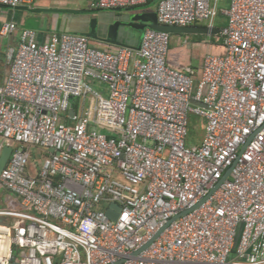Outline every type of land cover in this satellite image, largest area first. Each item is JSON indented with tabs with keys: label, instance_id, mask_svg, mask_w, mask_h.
<instances>
[{
	"label": "built area",
	"instance_id": "obj_1",
	"mask_svg": "<svg viewBox=\"0 0 264 264\" xmlns=\"http://www.w3.org/2000/svg\"><path fill=\"white\" fill-rule=\"evenodd\" d=\"M155 11L169 25L224 19L223 52L204 56L198 79L169 65L165 31L113 51L2 24L18 39L0 85V138L13 148L0 264H264V0H158ZM191 113L200 144L187 142ZM35 148L44 160L31 166Z\"/></svg>",
	"mask_w": 264,
	"mask_h": 264
},
{
	"label": "crops",
	"instance_id": "obj_2",
	"mask_svg": "<svg viewBox=\"0 0 264 264\" xmlns=\"http://www.w3.org/2000/svg\"><path fill=\"white\" fill-rule=\"evenodd\" d=\"M91 4V0H89ZM219 3H223L219 0ZM50 7H62V8H75L82 9V0H34L32 3V7L16 6L9 7L0 5V85H2L8 75L9 65L6 62V50L9 45L16 44L18 39V33H12L9 35L1 34V26L4 22L14 21L16 22L20 28L28 27L37 30L39 40H45L49 37V35L53 32H61V31H85L89 27L90 19L95 17V15L84 14L75 18H67L64 16L63 21L61 22V18L56 12H52L55 14V20L53 25L43 27L40 29L29 25V21L32 18L37 20L43 19V17L47 16L49 11H38L34 12L33 8H50ZM140 10H155V5L153 6H144L138 7ZM135 9L128 8L126 12L119 17L120 19H127L129 14ZM66 14V13H65ZM116 18V17H115ZM56 21V22H55ZM113 20L110 19L108 21H102L100 28V35L106 36L107 26L112 23ZM201 24V23H199ZM209 24V23H207ZM140 33L137 30L126 28L124 26L121 27L118 39L122 42H125L129 45H137L139 42ZM92 45L98 47L100 49L105 50H116L120 44L115 43H105L97 40L91 39ZM222 46L220 43L212 40V35L205 34H182V33H172V40L169 46L168 52V63L172 67L182 68L187 65H192L195 69L194 78L198 79L200 76L201 66L203 62V58L208 53H214L216 50L220 49ZM3 142L0 138V152L3 148ZM10 196V192L5 189L0 190V208L6 206L8 198Z\"/></svg>",
	"mask_w": 264,
	"mask_h": 264
},
{
	"label": "water",
	"instance_id": "obj_3",
	"mask_svg": "<svg viewBox=\"0 0 264 264\" xmlns=\"http://www.w3.org/2000/svg\"><path fill=\"white\" fill-rule=\"evenodd\" d=\"M5 6V5H4ZM29 7V6H26ZM31 7H29L30 9ZM116 10H121L123 8H115ZM133 10L127 19H116L112 23L108 24L106 36L100 35L101 25L99 23V19L97 17H93L90 19L89 27L85 31H75V33L83 34L88 36L92 40H97L105 43H115L124 46H131L135 48L140 47V43L143 37V34L147 28L165 31L168 33H182V34H205V35H216L220 33V28L218 26H212L210 24H192V25H169L163 24L158 21L157 12L155 10H140L137 8H133ZM91 10H100L92 8ZM34 12L38 11H49L56 13H79L80 9L75 8H62V7H50V8H33ZM124 26L126 28H131L139 31L140 38L138 44L129 45L125 42H122L118 39L121 27ZM28 28V27H25ZM32 29V28H31ZM70 113L73 114L74 111L70 110ZM13 148L9 145L3 146L0 152V171L5 167ZM50 151H53L51 148ZM228 172L222 177V179L218 182L219 185L227 176ZM112 207L120 209V207L113 203ZM107 215L111 218L116 219L118 216V212L113 211L112 209L107 210Z\"/></svg>",
	"mask_w": 264,
	"mask_h": 264
},
{
	"label": "rangeland",
	"instance_id": "obj_4",
	"mask_svg": "<svg viewBox=\"0 0 264 264\" xmlns=\"http://www.w3.org/2000/svg\"><path fill=\"white\" fill-rule=\"evenodd\" d=\"M221 2H226V0H220ZM211 3H214V0H211ZM82 5L83 8L80 9L81 11L79 13H58V15L61 18V22L63 21L64 16H66L68 19L69 18H75L84 14H90V15H95L99 19V23L102 21H108L112 19L113 21L116 19H119L125 12L126 9H121V10H116V9H100V10H91L92 7L89 3V0H82ZM154 6V5H153ZM55 14L54 13H49L47 16L43 17V19H35L32 18L29 21V25H32L34 27H37L40 29L41 26L43 27H49L53 25L54 20H55ZM116 17V18H115ZM56 22V21H55ZM208 22H201V24H207ZM101 25V24H100ZM64 31V30H63ZM221 45V44H220ZM223 48L221 47L220 49L216 50L214 53H222ZM205 132L202 129V119L197 116L194 113H191L189 116V128H188V137H187V142L189 145H194V144H200L204 138ZM153 140L148 141V145L153 146L154 145ZM44 160V155L41 154L39 149H33V155L30 160V165L33 166L36 163H42Z\"/></svg>",
	"mask_w": 264,
	"mask_h": 264
},
{
	"label": "trees",
	"instance_id": "obj_5",
	"mask_svg": "<svg viewBox=\"0 0 264 264\" xmlns=\"http://www.w3.org/2000/svg\"><path fill=\"white\" fill-rule=\"evenodd\" d=\"M157 2H158V0H151L148 3H146V4L142 5V6H139V7L156 5ZM227 2H228V0H226V2L220 3V6H226ZM224 24H225V21L222 18L219 19V21L217 22V26L218 27H222V26H224ZM212 40L216 41V35H212Z\"/></svg>",
	"mask_w": 264,
	"mask_h": 264
}]
</instances>
